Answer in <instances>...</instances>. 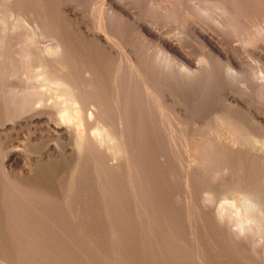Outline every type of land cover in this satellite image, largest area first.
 Here are the masks:
<instances>
[{
	"label": "bare ground",
	"instance_id": "bare-ground-1",
	"mask_svg": "<svg viewBox=\"0 0 264 264\" xmlns=\"http://www.w3.org/2000/svg\"><path fill=\"white\" fill-rule=\"evenodd\" d=\"M96 1L103 8L106 22H116L117 31L109 33L104 30L100 33L90 30L82 12L71 2L0 0V8H2L0 13L3 12L0 18V110L13 111L11 115L9 114L11 112L6 113L9 117L7 120L3 118L5 119L3 121L2 117L0 118V125L17 117L18 120H22L30 114L25 117V121L33 123L52 142L46 146L48 162L54 164L53 166L63 164L61 173L46 175L49 177H47L49 184H39V180L38 182L32 180V171L27 169L22 168L17 176L15 173L18 171L14 168L21 162V154L14 149L6 151L4 164H1L0 186L3 189L1 203L8 209V213L20 215L24 220L32 213L35 216L40 213L43 217L47 208L46 210L43 208L45 206L42 202L50 205L52 202L58 203V207L60 204L63 205L62 209L65 210H55H60L62 216L67 214L68 209L75 210L73 213L77 214L79 207L70 202L79 197L84 201H91L87 205L92 210L88 211L96 213L104 221L108 220L113 227L119 225L124 228L130 224L133 229L128 230H134L133 233L130 231L132 237L142 239V236L155 234L156 238H160V232L154 233L155 230L151 229L152 233L149 229L155 227L154 224L153 227L151 225L157 218L156 210L160 209L158 206L162 207L159 202L162 201L164 205L165 203L174 205L177 197L183 198L185 193L184 198L188 200V204H192L198 201L196 198L200 189L207 195L203 200H209L211 191L205 190L208 185L203 188L205 183H209L211 179L215 182L220 176L223 180L231 181L228 179L232 176L234 165L230 163V167V164L226 163L222 167L220 165L221 168L215 169L213 164L218 160L224 162L233 159L248 160L249 155H246L247 145H245L247 142L252 143L251 147L248 145L249 148L252 149L254 146L257 149L258 146L257 151L262 152L255 153L252 149L254 155L253 153L250 155L257 157L259 168L256 169H259L258 174L260 173L264 180V112L251 107L246 108L247 111L238 110L237 104H241L240 100L232 97L236 105L233 108L230 106L231 108L211 112L212 116L208 111L213 122L206 123L209 120L204 121L201 115L192 111L193 105L188 107L183 101L185 98L180 99L178 93L184 90L183 88L207 83L206 79L209 80L216 70L213 69L214 65H211L214 63L207 62L205 66H194L182 49L183 41L179 40L181 38L166 36V31H163L159 25L142 17L137 11L134 0ZM173 1L183 7L180 0ZM194 1L210 2V0ZM149 4L150 7L161 10L165 16L169 14L171 16L173 12L172 5L167 2L149 0ZM221 6L220 8L223 7ZM224 6L222 12L226 13L224 10L227 5ZM207 9L209 7L204 11H210ZM13 17L16 18L15 21L19 20L27 26L23 25L27 29L25 33L18 30L17 26L20 27V24H16L19 23L18 21L14 22L16 26L9 23L11 19L14 21ZM223 18L220 20L222 28L230 24L227 22L229 19L223 20ZM238 20L236 18V21ZM240 20L242 21L241 18ZM236 23L238 25V22ZM236 23L231 24L235 26ZM186 25L211 55L227 57V51L224 52L222 47L223 39L194 20H187ZM129 27L136 30L144 46L154 44L159 51L157 52L159 57L160 54L161 57L164 55L166 64L161 62L162 58L154 59L146 47L138 50L127 43L124 40L123 30H129ZM256 29L260 36H264L263 25ZM40 38L46 40L50 38L51 42L47 43V46L45 44L41 47L40 44V47H37L38 42L42 41ZM81 45L88 48V51L81 50ZM174 64H179L182 73L181 71L175 73L176 70L172 68ZM231 65L238 66L234 59H231L229 67ZM15 79H20L22 84L24 83L23 86L14 85ZM257 83L255 85L253 82L255 86ZM261 85L260 88L264 84ZM252 86L248 87L253 88ZM246 88L243 89L242 86L238 91L242 90L241 92L245 94L248 90ZM206 127H208L207 131H203ZM3 139L4 136L0 135V142H3ZM180 145L184 151L180 155L184 153L182 156L185 157L184 160L186 159L185 166L182 162L184 167L180 162V166L184 168L180 175L183 191L185 190L183 195L173 190L177 188L176 183L179 184L177 174L180 171L175 167L179 166L177 163L181 148L178 147L180 148L178 151L177 146ZM164 147L167 149L172 147V151L167 153ZM210 165H213V168ZM176 170L179 173H176ZM238 173L235 174L237 176L235 178H238L236 183L229 186V190L226 188L228 184L225 187L223 180L220 181L221 185L216 181L217 186L223 185L222 187L227 190L226 192L224 188V193L230 196L227 207L224 205L225 207L218 208L212 219L220 222L218 230L225 233L227 240L242 249L241 251L254 255L251 259L252 263L262 264L260 258L264 256V246L261 244L264 243V188L261 189L263 184L259 183L262 181L257 180L256 182L262 185L258 187L257 183L254 185L249 181L252 176L249 179L243 174L244 178H240L242 174ZM198 183L204 186L200 188ZM213 187L216 190L215 185ZM218 187L217 189H220ZM78 203L84 207L83 204ZM162 208L165 210L164 207ZM54 212L49 213L56 214ZM79 213L82 214L80 210ZM79 213L78 216L76 215L78 218L81 217ZM68 216L70 217L71 213ZM9 217L11 218V215ZM45 217L43 219L48 220ZM75 217L68 218L72 221L71 226L76 222L75 226L78 225ZM171 218L175 220V217ZM49 221L52 223L51 220ZM56 221L55 224L62 220L56 219ZM64 226L67 227L66 224ZM53 227L48 229H52L50 230L52 232ZM134 227H138V230ZM56 230L58 229H55V232ZM75 230L72 231L77 232ZM112 231L114 232L111 235L117 238L118 230L114 228ZM170 233L163 234L168 237ZM58 235L70 237V234L61 231V228ZM125 237L121 236V238Z\"/></svg>",
	"mask_w": 264,
	"mask_h": 264
},
{
	"label": "rangeland",
	"instance_id": "rangeland-1",
	"mask_svg": "<svg viewBox=\"0 0 264 264\" xmlns=\"http://www.w3.org/2000/svg\"><path fill=\"white\" fill-rule=\"evenodd\" d=\"M60 1L74 3L77 9L80 12H82L84 19L88 22L89 24L88 27L90 30L97 31L100 33H103L104 30H106L104 32H109V33H113L117 31L116 22L111 21L112 22L111 23L108 20H107L108 22H106L105 20L106 15L103 13L104 12L103 8H101V5L98 4V1L96 0H60ZM157 1L165 2V3L167 2L168 4L172 5L173 14L171 13V16L169 14L168 15L169 17L167 15L165 16L161 12V10H157L155 8L150 7L149 0H134L137 11L140 13L142 17L149 19L153 23L159 25L163 29V31H166L165 32L166 36H172L176 39L181 38L179 40H181V42L183 41L182 49L186 53V55L191 59L194 66H199V65L205 66L207 62L210 64L212 62L214 63L211 64L214 65L213 69L216 68V70H214L215 72H213L214 73L213 76H211L209 80L206 79L207 83L187 89L183 88L184 90L179 91L180 94L178 93V96L179 97L181 96L180 99L183 100L185 98L183 101L187 104V106L191 107L189 105H193L192 106L193 108L191 107V110L194 112L196 111L195 113L198 114L199 116L201 115V118L203 117L202 119L204 121L209 120L206 123L209 122L210 124L211 122H213L211 116L214 113V111L231 108V107L233 108L234 105H236V103L232 101V97H235L236 99L240 100L241 104H237L238 110L240 109L243 111H247L246 108L249 109L248 107H251V109L256 108L258 111L264 112V85H263L264 82H262L264 81V36H260V33L256 29L258 27L261 28L262 25L264 26L263 23L264 0H210V2L208 3L206 2L204 3L202 1H201L202 3L200 1L199 3L194 0H180L182 2L183 7L179 6L178 3H175L173 0H157ZM94 4L96 7L94 6ZM220 4L223 7H225L224 5L229 6V7L226 6V10H224V12L226 11V13L222 12L223 7ZM202 5L204 9L209 7V9L207 10L210 11L212 10L211 14L210 11L205 12L204 9L201 8ZM218 5H220L222 8H220V6ZM228 8L231 10H229ZM0 10L2 11V8H0ZM1 15H3V12L0 13V18ZM225 16L227 18H225ZM222 17H224L223 20L229 19L231 21L229 22V20H227V22L230 23L228 24V26H226L228 28L221 27L220 20H222ZM235 17L239 20L236 21ZM240 18L242 19V21L240 20ZM13 19L14 21L11 19V21L9 20V23H11L14 26V24L17 21L19 22V20L15 21L16 18L14 17ZM187 20H191V21L194 20L196 22L203 24L210 32H213L215 36L219 37L220 39H223L224 45L222 47H224L223 48L224 52L227 51V57L222 58V57H217L215 55H211L210 52H208V50L203 46V44H201L199 39L196 38L194 34H192V32H190V30L186 25ZM233 22L234 23L238 22V25L236 23L235 26H233L234 24H231ZM241 22H244L245 24ZM16 24L17 25L20 24V27L19 25L17 27L18 30L21 31V33H25L27 31V29L24 27L26 25L20 22ZM128 29L129 30H123L124 40L127 43H129L131 46L135 47L136 49L138 48V50L141 48L144 49L146 47L148 51L152 53L151 55H153L152 57L154 59L159 57L157 53L159 51L154 46V44H150V45L145 44L146 46H144V44H142L143 42L137 36L138 34L136 33V30L132 27H129ZM119 31L120 33H122L120 29ZM46 38L45 39L40 38L43 41V46H42V41L39 39L41 42H38L39 45H37V47H40V44L41 47H44L45 44H46L45 46H47L51 42L50 38L47 40ZM82 46L83 45L80 46L81 50L84 51L88 49ZM163 56L161 57L160 54L159 59L162 58L163 60H161V62H164L166 64L165 62L166 60L164 61ZM208 56H210L211 58L210 57L208 58ZM230 58L236 60L238 66L235 67L233 65L232 67L231 65L230 67L232 68H230L229 67V65L231 64ZM178 65L174 64L173 65L174 67L172 66V68H174L177 71V72L175 71V73L177 74L178 72L180 73V71L182 73V69L180 66L179 68ZM13 82H14L13 84L16 86L18 84L19 86H23L24 84V83L22 84V81L20 79H15L13 80ZM246 82L249 84L246 85L247 84ZM253 82H255V85L258 82L257 86H255ZM259 82H261L260 84H262L263 87L260 88ZM245 85L248 88V90L246 91L248 93L245 92L244 94L243 92H241L242 90L238 91L241 89L242 86L243 89L246 88ZM248 86H252L253 88ZM3 111L4 112L0 110V112L2 113V114L0 113L1 115L0 118L2 117L1 119L5 118L7 120L8 114L6 113L11 111L10 110H8L7 112H5V110ZM208 111H210V113L211 112L213 113L210 114ZM12 112L9 114L10 115L13 114ZM27 116H30V114H27ZM208 116H210V118ZM25 117L22 118V120L21 119L18 120L17 117L15 118V120L12 121L8 120L6 124H4L5 122H3L4 125H0V135L2 137L4 136L5 138L3 139V142H0V175H1V164L2 163L4 164L5 152L10 149H14L20 152L21 154V162L16 166V168H14V170L16 169V171H18V172L14 171L16 172L15 174L18 176V173L22 168L24 170L27 169L28 171H32L31 178L34 182H38L39 180L38 182L39 184L41 183L49 184V179H48L49 177L46 175L61 173L63 164L60 163L53 166L54 164L48 162V159L46 157L47 156L46 146L51 141H49L48 137H45L46 135L42 134V130L36 128L33 125V123L31 122L29 123V121L27 120L25 121ZM5 119H3V121ZM18 122H20L21 124ZM207 128L208 127L204 128L203 131H207ZM247 143H245V145H247L246 155H249V159L248 156H246V159L248 160L238 161L233 159V161L228 160L229 162L227 160L226 162L222 160L221 162L220 160H218L216 163L219 165H216V163L213 164L214 167H216L215 169L221 168L222 165L226 163L227 165H229L230 163H232V165L234 164L232 166L233 172L231 176L233 180L231 178L228 179L231 180L232 182L223 180L222 177L220 176L221 180L219 179L220 178L219 177L218 178L219 180L217 179L215 180V182L212 179H211L212 182H210L211 180L209 181L207 180L212 186L207 182H206L207 184L205 183V186L204 185L201 186V184L198 183V186L200 188H202L203 186H204L203 188H205L208 185V188L205 190L211 191V196L209 200L208 199L203 200L207 197V195L206 193L202 192L203 191L202 189H200L196 198L198 201L192 204L191 203L188 204V200L184 198L185 190L183 191V186H182L183 184L180 175H181V170L182 169L184 170L183 167L185 166L186 159L184 160L185 158L183 157L184 153L180 155V153H182L183 151V147L181 145L177 146L178 151L180 148L181 149L179 152V158L177 163L179 164V166L177 165L178 167L176 166L175 168H178V171H180V173L177 170L175 171L176 173L177 172L179 173L177 174L179 184L177 182L176 183L177 188L173 190L176 191L177 193H180L181 195H183L184 193V196L183 198L182 196L180 198L178 194L179 197H177L176 199L177 202H175L174 205L172 204L167 205L168 203H165L164 205L162 201L159 202V204L161 203L160 205H162V207H164L165 210L161 206H158L160 209H158L157 207L158 209L156 210L157 218L155 219L157 221L154 220L155 222L153 221L151 225V227H153L154 225L155 227L157 226L156 228H158V230L155 227L149 229L150 230L152 229L153 231L155 230L154 233L160 232L159 233L160 238H156L155 234H151V236H144V237L142 236L141 238L143 240L140 239V237L138 239L132 237L131 233H133L134 230L133 231L128 230L131 228L130 224H127L128 226H130L128 228L126 227L127 225L124 226V228L126 227L125 229L123 228V226L119 227V225L117 227L116 226L113 227L108 220L104 221L102 220V218L98 217L96 213L88 211V210L90 211L92 210L89 207V205H87L90 204L91 201L86 200L88 201L86 202L82 199H79V197L73 199V202H70V204L78 206L81 213L82 210H84L83 211L84 213L82 214H80L78 210V213L81 216L79 218L77 217L78 213L77 214L73 213L75 210L71 211L68 208H67L68 211L66 209L67 214L63 216L60 215L63 214L61 211L65 210L62 209L63 205H61L60 203H59L60 207H58L57 206L58 203L54 204V202L52 203L50 202L51 203L50 205L46 202L44 203L42 202L43 206H45L43 208L44 209L47 208V210L49 209L48 211L45 209L46 212L44 216L42 215L43 217H41V214L38 213L37 214L38 218H37V215L35 216L32 213V214H28L27 215L28 217L24 218V220H22L23 217H20V215L15 216L10 212L8 213V209L4 207L3 203H1L2 199H0L1 200L0 201V205H1L0 206V264H23V263L24 264L26 263L27 264H254L252 263L251 260L253 259L254 255L247 253L244 250L241 251L242 249L237 248V246L234 245L233 242L227 240L225 233H223L221 230H218L219 229L218 224L220 222L213 220L214 216L216 215V210L218 208H221V206L225 207L229 202L228 197L230 195L227 193L225 194L224 193L225 191L223 189L226 187V184H228L226 187L228 188L229 186L231 187V185H234L236 183L238 179L235 178L237 177L236 176L237 172H239L238 174H242L240 178H244L246 176L250 179V177L252 176L251 178L253 180L252 179L249 180L248 178L246 179L252 181L254 185L257 183L256 186L259 185L258 187H261L262 185L260 186V184H263L261 189L264 188V180L260 176V173L258 174L259 169H256V167L259 168L258 167L259 165L257 164L258 159L257 157L254 158L252 155H250L252 153L254 155V152L257 153L258 152L257 149L259 150V147L257 146L256 149L253 146L252 147V149L254 150L253 152V150L249 148L252 146V143L251 142H247ZM164 148H165L164 151L166 150L167 153H170V150L172 151L171 149L172 147L170 149L169 148L167 149L166 147ZM258 153L261 154L262 152L259 151ZM251 157H253V159L255 160L253 159L250 160ZM243 158H245L244 155ZM247 161H249L248 164L246 163ZM180 162L182 166L184 163L183 167L180 166ZM238 162H240L241 164H237ZM250 163L252 164L249 165ZM243 164L245 166H243ZM256 164L257 166H255ZM213 165H210V167L212 166L211 168H213ZM220 165L221 167H219ZM32 168L33 170H31ZM238 168L241 169L238 170ZM234 170L236 171L234 172ZM243 174L244 177H242ZM222 180L224 181L225 187H222L223 185L220 186L222 184V183L220 184V181ZM257 180L258 182L262 181V183L259 182L260 183L259 184L258 182H256ZM216 181L219 182L220 185L218 186L220 187V189H217L218 183ZM214 185L215 187L217 186L216 190L213 187ZM2 190L3 189L0 186V198H2L1 196ZM213 191L215 193H212ZM203 196L205 197L203 198ZM78 202H80L81 205L83 204L82 206L84 207H81ZM46 205H49L50 207L48 206L46 207ZM172 206H174V208H172ZM170 208L171 211H173L174 213L170 211ZM56 209H60L61 211L60 210L55 211ZM49 212H54L56 214ZM70 213L72 217H75L77 215L76 220H78V225L75 226L77 222L75 224L73 223L74 225L73 224L72 225L74 227L71 226L70 224L72 223L71 219L68 220V218H71V216L70 217L68 216V214L70 215ZM10 215L12 219L9 217ZM31 216L33 217V219ZM45 216H48V218H46ZM44 217L45 219L48 220H44L43 219ZM164 217L166 220L168 219L169 220L166 221ZM171 217H175V220ZM25 219L28 221H26ZM38 219L39 221L40 219L41 220L43 219L45 222L42 220L40 221L41 223H39ZM56 219L59 221L62 220L61 221L62 224L61 222H58L59 225H57L58 223L55 224V222H57ZM49 220H51L52 223ZM81 221L83 222L85 221V222L83 223ZM65 224L67 227L64 226ZM48 227L49 228L53 227V231L51 232L50 230L52 229L49 230ZM59 227L61 228V231H67V233L70 234V237L67 238L60 237L58 235V231H60ZM62 227L64 228L62 229ZM54 228L58 230H56L55 232ZM114 228L119 232V233L117 232L118 234L117 238L116 236L111 235L115 231V230L112 231V229ZM122 229L124 231H122ZM131 229H133V227ZM135 229L138 230V227H136ZM68 230L71 231V233ZM72 230L73 231L75 230L77 232H73ZM152 230L151 232L153 233ZM161 231L163 233L166 232V234L167 232L168 233L171 232L174 235L170 233V236L165 237ZM52 233L53 235H50ZM75 233L77 234L75 235ZM125 234L126 237L128 238L124 236ZM221 234H223V236ZM110 236L113 237V239ZM121 236L125 238H121ZM134 238L136 240H134ZM247 244L249 245V243ZM261 244L264 246V243ZM192 255H194V257ZM260 260L262 264H264V256H262Z\"/></svg>",
	"mask_w": 264,
	"mask_h": 264
}]
</instances>
